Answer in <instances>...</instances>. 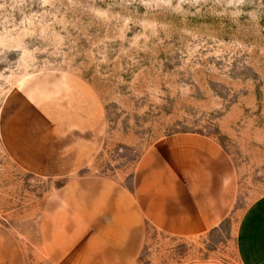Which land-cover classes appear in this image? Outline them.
<instances>
[{
	"label": "rangeland",
	"instance_id": "1",
	"mask_svg": "<svg viewBox=\"0 0 264 264\" xmlns=\"http://www.w3.org/2000/svg\"><path fill=\"white\" fill-rule=\"evenodd\" d=\"M42 74L81 80L101 106L94 174H129L171 134L217 141L237 178L231 214L196 240L155 235L135 264L235 262V225L264 193V0H0V113ZM56 184L23 171L0 145V222L29 250L41 198Z\"/></svg>",
	"mask_w": 264,
	"mask_h": 264
},
{
	"label": "crops",
	"instance_id": "2",
	"mask_svg": "<svg viewBox=\"0 0 264 264\" xmlns=\"http://www.w3.org/2000/svg\"><path fill=\"white\" fill-rule=\"evenodd\" d=\"M68 76L35 77L3 104L0 145L9 159L59 184L41 198L32 250L0 222V264H135L157 234L190 241L219 229L238 192L221 145L175 133L149 144L128 176L94 174L103 110L86 83ZM233 250L234 263L185 264H264V193L238 218Z\"/></svg>",
	"mask_w": 264,
	"mask_h": 264
}]
</instances>
